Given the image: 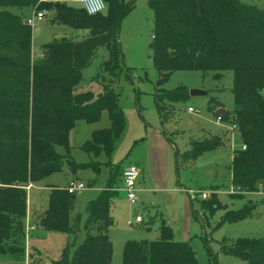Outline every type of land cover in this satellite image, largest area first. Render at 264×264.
I'll list each match as a JSON object with an SVG mask.
<instances>
[{"label":"trees","instance_id":"16d2710c","mask_svg":"<svg viewBox=\"0 0 264 264\" xmlns=\"http://www.w3.org/2000/svg\"><path fill=\"white\" fill-rule=\"evenodd\" d=\"M104 2L105 12L88 15L64 0H0V251L15 262L24 256L26 187L62 172L65 166L72 173L90 169L98 175L104 163L97 158L100 154L110 157L124 130L113 85L121 74L131 80L130 70L123 64L118 32L134 4L125 0ZM148 6L153 16L149 47L160 76L158 87L177 70L210 73L215 80L227 71L232 73L233 111L216 116L236 129L241 144L232 152L230 195L264 193V9L239 0H148ZM10 7L20 12H46L48 24L86 33L80 40L53 39L41 46L40 58L31 60V25L22 13L9 11ZM101 48L106 57L100 64L104 74L100 92H76L83 70ZM98 79L99 75L92 81ZM157 91L154 103L161 117L187 96L184 87ZM210 102L213 110L222 107L215 100ZM103 111L109 126L91 132L80 147L90 160L76 163L70 155V130L78 121L98 122ZM191 144L181 156L184 162L221 145L222 140L210 137ZM178 166L175 155L176 169ZM122 170L121 165H110L104 188L86 204L82 225L80 214L74 213L75 195L64 188L50 189L39 223L47 231L69 237L61 257L53 264L111 263L112 245L107 232ZM94 184L92 180L90 186ZM190 206L196 219L212 216L221 208L222 222L239 221L253 208L248 201L237 211L227 210L215 195L200 202L204 216L192 202ZM221 248L247 264H264V238H237L231 246ZM121 264L197 261L186 243L174 240L171 227L161 217L159 237L155 241H126Z\"/></svg>","mask_w":264,"mask_h":264},{"label":"rangeland","instance_id":"374dc122","mask_svg":"<svg viewBox=\"0 0 264 264\" xmlns=\"http://www.w3.org/2000/svg\"><path fill=\"white\" fill-rule=\"evenodd\" d=\"M64 1L75 8H81L75 0ZM239 1L264 9V0ZM125 2L133 3L134 6L122 19L118 38L123 52V64L130 70L131 80L121 74L113 85L123 114L124 130L114 143L110 157L106 159L100 154L97 158V161L104 163L98 175L90 169L72 173L65 166L62 172L50 174L32 183L33 187L27 194L28 204L31 208L45 207L47 188H62L67 180L81 181L86 189L75 195L74 211L80 214L82 225L86 217V204L104 188L110 165H136L142 169L136 184V203L129 204L123 193H119L113 199L110 209L112 224L107 233L112 245L110 264H121L126 241H155L159 237L161 217L171 227L174 240L184 242L191 248L197 264H247L221 248L231 246L237 238H264V193H251L243 197L230 195L232 152L241 144L237 142L234 127L222 120L217 122L215 111L218 108L213 110L210 102L211 99L215 100L225 112L229 115L232 113V73L227 71L221 79L215 80L210 73L177 70L158 87L160 76L153 65L149 47L153 16L148 0ZM8 9L14 14L22 12L27 17H32V10L20 12L16 7ZM31 33V60H36L40 58L43 44L60 38L80 40L86 31L59 24L50 25L45 17L31 23ZM105 57L104 49H98L90 64L83 70L81 81L75 87L76 92H100L101 76H104L100 64ZM97 75L98 82H93L92 78ZM177 87H184L187 96L183 101L174 103L172 109L161 117L154 103L158 88L172 91ZM191 90L203 91L205 94L191 96ZM261 94L264 97V90ZM188 108L193 112H189ZM108 126L109 120L104 111L94 124L83 121L75 123L69 132L68 142L70 155L76 163L90 160L80 147L89 139L91 131ZM210 137L220 138L222 144L194 159L183 161L181 156L190 150L193 141ZM57 150L61 151L59 148ZM175 155L178 158V169L175 167ZM107 161L109 166L105 165ZM92 180H95L93 189L90 186ZM118 187L119 185L116 191ZM201 191L207 192L205 199H191L192 194ZM211 195H215L227 210L237 211L248 201L253 204V208L246 217L236 222H222L224 210L221 208L212 216L196 219L191 212V202L198 214L204 216L200 202ZM136 215L143 219L139 224L134 222ZM81 235L82 232L78 234L77 240ZM40 264L53 262L43 258Z\"/></svg>","mask_w":264,"mask_h":264},{"label":"crops","instance_id":"0c3cea01","mask_svg":"<svg viewBox=\"0 0 264 264\" xmlns=\"http://www.w3.org/2000/svg\"><path fill=\"white\" fill-rule=\"evenodd\" d=\"M29 11V10H26ZM31 12V11H29ZM22 13V12H21ZM24 15V14H23ZM25 18H29L24 15ZM92 132V131H91ZM136 166V165H135ZM125 166H123L124 168ZM137 167V166H136ZM140 171L139 177L142 174V169L137 167ZM70 180H67L66 185ZM65 185V186H66ZM26 189L27 194L33 185ZM63 186L62 188H64ZM47 188L46 206L42 208H31L26 197V215L24 220V256L21 261L15 262L6 253L0 251V264H40L43 258L50 259L51 262L57 261L62 254L63 248L69 241L68 235L64 233H56L43 229L39 223V219L43 217V212L47 208L48 195L51 188ZM121 182L119 184L118 194L120 191ZM91 189L92 186H91ZM163 190V189H160ZM74 213H76L74 211ZM139 224V223H136ZM108 233V232H107Z\"/></svg>","mask_w":264,"mask_h":264},{"label":"built area","instance_id":"2783aa9c","mask_svg":"<svg viewBox=\"0 0 264 264\" xmlns=\"http://www.w3.org/2000/svg\"><path fill=\"white\" fill-rule=\"evenodd\" d=\"M47 0H39V2H46ZM77 3L81 5V8L88 15H95L99 13H103L106 10V4L104 0H75ZM46 12H32V17L27 18L26 22L31 25L34 21H41L45 18ZM189 112H193L191 108H188ZM219 117H217V122H219ZM233 127V126H232ZM140 171L135 165L125 166L122 170L121 174V187L120 191L125 196L126 200L129 204L133 205L136 203V184L139 179ZM30 186H27L28 189ZM64 189L71 195H76L82 190L86 189V186L78 180H70L68 184L64 187ZM191 192V191H190ZM207 192L201 191L199 193H194L191 196V199L195 197L199 199H205ZM143 219L140 215H136L134 217L135 223H141Z\"/></svg>","mask_w":264,"mask_h":264},{"label":"water","instance_id":"95a60500","mask_svg":"<svg viewBox=\"0 0 264 264\" xmlns=\"http://www.w3.org/2000/svg\"><path fill=\"white\" fill-rule=\"evenodd\" d=\"M189 94H190L191 96H195V95H204L205 92H203V91H199V90H191V91L189 92ZM224 114H225V111L223 110V108H218V109L215 111V115H216V116H222V115H224Z\"/></svg>","mask_w":264,"mask_h":264}]
</instances>
